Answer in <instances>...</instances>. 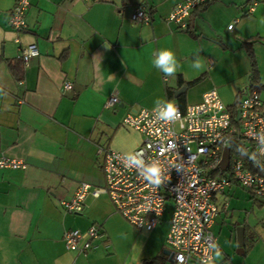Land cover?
Returning <instances> with one entry per match:
<instances>
[{"label": "crops", "instance_id": "crops-1", "mask_svg": "<svg viewBox=\"0 0 264 264\" xmlns=\"http://www.w3.org/2000/svg\"><path fill=\"white\" fill-rule=\"evenodd\" d=\"M15 1L0 0V156L26 166L0 170V264H132L136 243L139 264H173L165 242L171 202L150 231L128 223L105 194L87 195L78 214L62 202L81 182L103 186L98 147L126 153L140 145V133L122 124L131 111L151 109L157 99L197 104L211 89L231 107L253 69L264 104V0H213L182 29L165 18L185 0H29L20 32L8 23ZM137 5L150 10L149 23L132 21ZM30 44L38 54L19 62V49ZM163 48L176 55L175 76L151 63ZM197 59L199 71L191 67ZM113 93L120 103L106 108ZM214 202L210 229L221 255L206 264H264V198L233 183ZM92 225L101 230L96 248L66 249V231Z\"/></svg>", "mask_w": 264, "mask_h": 264}, {"label": "built area", "instance_id": "built-area-1", "mask_svg": "<svg viewBox=\"0 0 264 264\" xmlns=\"http://www.w3.org/2000/svg\"><path fill=\"white\" fill-rule=\"evenodd\" d=\"M213 0H185L177 4L166 16V21L186 28L191 12ZM29 0H16L9 16V26L15 32L25 26V13ZM131 19L134 22L149 23L150 10L144 5L134 7ZM232 28V24L228 29ZM20 58L26 62L38 54L35 44L19 49ZM64 91L70 90V82H64ZM120 103L115 93L105 102L106 108ZM178 106L181 114L175 122L159 121L153 108L131 111L122 118V124L141 135V143L134 150L146 161H157L167 177L160 187H153L141 178L135 169L125 168L121 163L125 153L98 147L97 154L102 158L104 184L101 187L81 182L73 196L62 202L69 212L81 213L87 195L94 198L105 194L115 210L132 226L139 230H152L160 221L167 202L172 203L168 231L165 242L171 251L173 264H178L177 256L184 258L183 264L195 261L200 264L211 262L220 247L211 232V225L218 213L214 196L226 187L236 183L247 189L255 197H264V176L251 173L244 168L243 161L234 155L229 159L226 176L217 174L222 152L229 147L231 137L237 128L231 123V116L214 89L202 95L201 102ZM259 92L246 87L239 96L237 119L240 137L245 141V151L252 150L264 161L260 151L258 133L264 132V114ZM175 145V147H172ZM26 164L21 159L0 156V170L23 169ZM179 169V171L177 170ZM101 236L98 226L92 225L85 231L69 230L63 234L67 250L86 252L96 248L92 244ZM213 245L215 247H213Z\"/></svg>", "mask_w": 264, "mask_h": 264}, {"label": "clouds", "instance_id": "clouds-1", "mask_svg": "<svg viewBox=\"0 0 264 264\" xmlns=\"http://www.w3.org/2000/svg\"><path fill=\"white\" fill-rule=\"evenodd\" d=\"M106 49L110 48L111 46L104 44ZM97 57L100 58L99 54L95 56L93 59ZM151 63L153 67L159 69L165 76H175L177 71L180 67L175 53L168 48H163L153 52ZM191 67L196 70H201L204 65L201 63L199 59L195 60ZM153 113L155 117L159 121H163L166 123L175 122L180 119V112L178 106L173 103L171 100H163L157 99L154 102ZM256 140H259L260 144L264 146V132L258 133L255 136ZM136 144L138 146L139 140L137 139ZM175 147V145H172ZM261 152H264V147L260 148ZM121 163L125 168H132L135 169L137 174L143 178L148 184L152 185L153 187H160L164 184L167 177L164 175V170L160 167L157 161H149L146 162L140 153H136L134 150L127 151L123 158L121 159ZM179 171V169H177ZM213 247H215L213 245ZM141 247L137 243L133 245L131 261L132 264H139L138 256L141 254ZM221 253L219 250L216 251V256L219 257ZM184 258L182 256H177L176 261L178 264H183Z\"/></svg>", "mask_w": 264, "mask_h": 264}, {"label": "trees", "instance_id": "trees-1", "mask_svg": "<svg viewBox=\"0 0 264 264\" xmlns=\"http://www.w3.org/2000/svg\"><path fill=\"white\" fill-rule=\"evenodd\" d=\"M19 62H22L21 58L18 60ZM250 87L259 89L257 87V77L255 74L254 69L252 70V74L250 76ZM240 96V95H239ZM237 104L238 102L228 107L230 116H231V123L233 126L237 128L236 134H234L233 137H231L229 142V150L231 157L234 155H237L244 164V168L249 170L251 173L258 174L260 176H264V161H262L261 158H259L252 150L245 151V141L240 137V130H239V121L237 119ZM228 171H222L218 173V176H226Z\"/></svg>", "mask_w": 264, "mask_h": 264}, {"label": "water", "instance_id": "water-1", "mask_svg": "<svg viewBox=\"0 0 264 264\" xmlns=\"http://www.w3.org/2000/svg\"><path fill=\"white\" fill-rule=\"evenodd\" d=\"M184 88H180L178 91L175 92V96H179L183 92ZM230 159V152L229 147H225L222 152V160L220 167L223 171L226 170ZM236 241H237V248L239 252H242V248L244 245V228L242 226H237L236 228Z\"/></svg>", "mask_w": 264, "mask_h": 264}, {"label": "rangeland", "instance_id": "rangeland-1", "mask_svg": "<svg viewBox=\"0 0 264 264\" xmlns=\"http://www.w3.org/2000/svg\"><path fill=\"white\" fill-rule=\"evenodd\" d=\"M262 198H264V197H262Z\"/></svg>", "mask_w": 264, "mask_h": 264}]
</instances>
